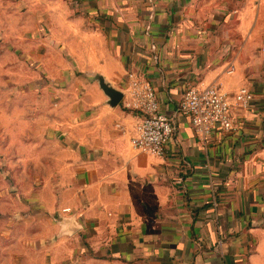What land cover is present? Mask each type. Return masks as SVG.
<instances>
[{
  "label": "crops",
  "instance_id": "crops-1",
  "mask_svg": "<svg viewBox=\"0 0 264 264\" xmlns=\"http://www.w3.org/2000/svg\"><path fill=\"white\" fill-rule=\"evenodd\" d=\"M48 2L43 78L30 68L27 80L69 86L49 133L75 180L72 211H56L52 264H264V0H81L73 14ZM129 70L175 119L165 155L133 147L137 115L99 84L125 95ZM201 79L254 92L248 108L233 104L235 129L202 136L177 111Z\"/></svg>",
  "mask_w": 264,
  "mask_h": 264
},
{
  "label": "rangeland",
  "instance_id": "rangeland-1",
  "mask_svg": "<svg viewBox=\"0 0 264 264\" xmlns=\"http://www.w3.org/2000/svg\"><path fill=\"white\" fill-rule=\"evenodd\" d=\"M61 1L81 11V1ZM50 3L0 0V264H52L56 211L74 197L60 136L49 133L64 117L69 86L54 94L51 84L27 80L30 68L43 78L36 58Z\"/></svg>",
  "mask_w": 264,
  "mask_h": 264
},
{
  "label": "built area",
  "instance_id": "built-area-1",
  "mask_svg": "<svg viewBox=\"0 0 264 264\" xmlns=\"http://www.w3.org/2000/svg\"><path fill=\"white\" fill-rule=\"evenodd\" d=\"M128 79L122 105L137 115L131 143L143 152L165 155L176 130L175 119L162 110L155 87L143 72L129 70ZM254 98L255 94L248 86L240 87L230 96L218 85L201 79L184 92L177 111L189 115L195 131L205 136L216 126L227 131L235 129L237 121L233 104L248 108ZM62 211L71 212L72 207L64 206Z\"/></svg>",
  "mask_w": 264,
  "mask_h": 264
},
{
  "label": "water",
  "instance_id": "water-1",
  "mask_svg": "<svg viewBox=\"0 0 264 264\" xmlns=\"http://www.w3.org/2000/svg\"><path fill=\"white\" fill-rule=\"evenodd\" d=\"M98 80L101 88L109 96L108 102L113 106L117 105L124 97V91L120 88L115 87L102 75L98 76Z\"/></svg>",
  "mask_w": 264,
  "mask_h": 264
}]
</instances>
